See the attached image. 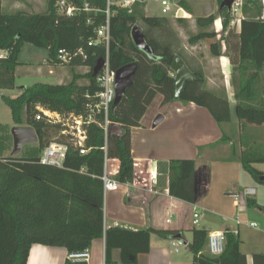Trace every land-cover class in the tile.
Returning a JSON list of instances; mask_svg holds the SVG:
<instances>
[{"label":"trees","instance_id":"16d2710c","mask_svg":"<svg viewBox=\"0 0 264 264\" xmlns=\"http://www.w3.org/2000/svg\"><path fill=\"white\" fill-rule=\"evenodd\" d=\"M49 0L44 13L30 14L19 10L12 13L3 11L0 0V50L7 55L0 56V89H14L16 69L21 50L30 43L49 51L48 62L54 65L89 67L86 77L89 83L80 85L81 74L74 73L68 84L37 83L25 88L17 97L2 96L10 107L16 125L32 126L38 133L39 147L43 150L53 141L68 145L67 157L63 167L43 164L40 157H20L12 154L0 159V264H27L33 244L62 246L68 251L64 264H88L70 258L71 254L90 248L93 240L105 237L106 264H114L112 251L121 249L123 264H137L140 254L151 249V236L157 234L174 238L180 232L146 228L133 230L121 226L105 228L104 173L105 157L119 161V180L132 183L135 180V160L132 155L131 129L141 126V120L158 93L164 98L162 103L175 101V76L172 63L176 56L186 59L187 49L176 32L170 18L166 16H147L138 10L112 7L110 18V42L90 44L98 38L97 29L106 23L107 0H68L79 10L73 15L61 13L57 2ZM223 0H219L221 4ZM182 6L185 1L182 0ZM89 4L93 11H86ZM138 2L134 4L136 8ZM251 5V6H249ZM245 17L241 20L239 64L246 72L256 70L248 78L244 77L241 92L247 98L256 97V81L264 69V17L262 8L255 0H245ZM225 32L231 22V10L219 8ZM185 23L186 18H177ZM217 21L212 14L198 17L197 24L202 30L193 35L189 42L197 44L208 41L214 56L222 55L220 40L215 30H209ZM139 25L154 52L149 57L134 43L131 31ZM230 32V31H229ZM65 49L74 53L82 49L88 58H73L71 63L63 64L57 58L58 51ZM109 52L110 65L114 70L131 63H138V71L133 85L123 95L121 101L113 104L108 121L123 127L121 138L105 135L102 124L104 114L97 116L96 122L86 124L88 153L81 154L69 135L62 133V124H50L36 120L37 106L58 112L62 115L73 113L88 116L89 103H96L94 97L100 87L98 73L94 72L100 58ZM199 61V59H198ZM189 68L195 79L189 80L179 100L195 102L206 107L217 122L229 121L228 100L205 89L206 78L201 69ZM244 75V76H245ZM237 96H239L237 94ZM218 111L226 112L223 118ZM236 114L239 119L249 123L264 124V103L258 106L238 104ZM9 135V136H8ZM6 136L11 138L10 132ZM56 139H55V138ZM54 138V139H53ZM53 139V140H52ZM6 140V141H7ZM8 142L4 148H8ZM264 162L263 157L242 158L244 168L260 183L264 172L252 166V162ZM195 161L174 159L169 163L171 196L194 203ZM249 206L258 204L248 200ZM264 211V207L261 208ZM226 245L222 254L215 256L206 252L209 230H193L188 248L193 253V264H247V257L241 251V239L232 230H225ZM255 260H264V255H256ZM258 264V263H257Z\"/></svg>","mask_w":264,"mask_h":264},{"label":"crops","instance_id":"0c3cea01","mask_svg":"<svg viewBox=\"0 0 264 264\" xmlns=\"http://www.w3.org/2000/svg\"><path fill=\"white\" fill-rule=\"evenodd\" d=\"M184 1L185 6H182L180 3L173 15H166L171 10L168 13L163 12L166 17L171 19L181 39L182 37L174 25V22H176V24L179 23L177 18H186L187 21L185 23H188V20L193 17H207V14L198 16L194 13L196 6L202 7L203 5L204 10L207 12V3L205 0H200L201 3L196 0ZM255 1L258 7L263 10V18L264 0ZM137 2L143 4L145 15L163 16L151 13L152 10L161 9L162 6H149V0H137ZM181 10H184L187 15L178 17ZM212 14H214V12L208 13V15ZM244 17L245 15L242 10L236 21L231 23L233 26H229L225 31L224 39L221 41V56L208 57L198 55L190 51L187 44L182 39L187 49V56L186 59L181 58L188 68L194 69H200V66H198V62L200 61L201 69L206 78L205 88L228 100L230 111L229 121L222 123L217 122L206 107L200 106L195 102H183L176 99L178 101L175 100L163 104L162 101L164 96L162 93H158L153 102L156 100L160 104V107L164 106L167 108V111L162 114L165 116L164 121L168 120L170 122L165 126H160L164 121L154 126V116H149L148 113L150 105L141 120V126L132 127L131 129L132 155L135 160V180L132 183H121L118 190L108 192L106 195L104 194L105 228L121 226L133 230L146 229L149 227L158 230H173L180 232L185 244L176 247L173 245V240L176 239L175 237L165 238L153 234L151 236L150 251L140 254L137 264H193V253L185 242L188 243L192 241L193 230L197 229L192 226L193 207H200L199 204L204 201V207L201 208L203 211L207 212V197L211 191L209 164L213 163L214 157H217L220 158L219 160H223L222 163L225 169H233V163H240L244 168L242 164L243 157L264 158V124L249 123L245 119H239L236 114V107L238 104L258 106L264 103V69L256 81L255 88L259 91L257 96L247 98L241 92L244 77L248 78L252 72L256 71L250 68L245 75L243 68L239 64V35L241 31V20ZM217 20L220 21V26H222V19L219 17ZM216 24H218L217 21ZM218 39H220L219 36ZM228 45L233 47L234 53H228ZM191 46L194 49L197 48V44H191ZM6 55L7 51L0 50V56L4 57ZM23 65L24 64H21L19 67ZM78 67L82 66H77L75 68ZM53 72V69H50V73ZM172 72V75L175 76V72L173 70ZM237 94L239 96H237ZM218 112L220 114L222 113L221 116L223 118L227 117L226 112ZM174 159H189L194 160L196 163L194 203L181 200L170 194L169 163ZM109 162H112L110 166L111 172L119 174V161L109 159ZM109 162L108 168H110ZM155 163L157 164L158 170V183L155 185L153 191H149V189L139 186L137 179L138 170L143 168L149 169L150 166ZM160 163L162 164V169L159 167ZM223 192H226V198L222 193L217 194L216 199L218 200L210 208V210H212L211 212H215L214 209H220L223 224L217 227L212 223H207L204 227L199 228H207L209 234L211 232L225 231L228 229L236 232L241 239L240 249L247 257V264H264V260H258V262L255 260L256 255H264V219H259V216H252L250 219L241 218V214L249 215L248 200L253 199L257 202L256 198H254L258 193L257 189L255 195L245 198L247 199V206L243 205L244 202L242 201L241 207L238 206L233 197V194L239 192L235 179L229 182ZM229 198L232 200V207L236 209L235 214H231L232 211H230L231 207L229 203L228 208H224L225 205H223V202ZM255 208L259 214L264 216V211L260 207L255 206ZM237 216L239 217L240 223L236 220ZM225 218H228V220ZM169 219L170 222H168ZM205 219L206 214L203 220ZM256 220H258L259 224ZM255 222L257 224L256 226L250 225ZM240 225L251 229V233L253 234L251 236L245 235L242 237ZM90 249L91 253L88 264H106L105 237L93 240ZM67 257L68 251L65 247L36 243L31 247L27 264H64ZM112 260L114 264H123L121 249H113Z\"/></svg>","mask_w":264,"mask_h":264},{"label":"rangeland","instance_id":"374dc122","mask_svg":"<svg viewBox=\"0 0 264 264\" xmlns=\"http://www.w3.org/2000/svg\"><path fill=\"white\" fill-rule=\"evenodd\" d=\"M3 11L5 12H15L19 10L26 11L30 14L33 13H43L47 11L48 9V3L49 0H3ZM168 2V7L170 8V12L166 15L170 16L174 14V11L178 8L180 2L182 0H166ZM199 1L200 0H196ZM207 3V12L204 10V5L202 7H197L194 9L195 15H208V13L214 12V15L219 19V8H220V3L219 0H205ZM189 4H191L189 1H187ZM245 3V0H243V5ZM149 6L150 5H160L162 6V0H149ZM243 5L237 10L236 14L232 12L231 9V15L232 19L230 22L229 26H233L231 24L233 21L235 22L236 19L239 16V13L242 12L243 10ZM206 6V5H205ZM135 10H138L139 13L144 14V7L141 2H138V5L136 8H134V5L132 7ZM163 6L161 9H155L152 10L151 13L154 15H163ZM213 11H212V10ZM204 10V12H203ZM200 13V14H199ZM184 15L186 16L187 14L184 12ZM245 15V14H244ZM198 18V17H197ZM197 18L193 17L192 19L188 20V23L185 24H176L174 22V25L181 35L183 41L187 44L188 48L190 51L195 52L198 55L202 56H208V57H214V55L211 52L210 45L208 41H200L197 43V48L194 49L189 42V39L199 33L202 30H207L199 27L197 24ZM219 20H217L218 24H214L212 27L209 28V30H215L219 36L220 42L224 39V31L223 27L220 26ZM232 28V27H231ZM227 51L229 54H232L233 52V47L228 45L227 46ZM234 53V52H233ZM47 59H49V51L45 48H39L36 47L30 43H25L20 56H19V61L24 64L21 67H17L18 70L17 75H16V86L14 89H5V90H0V159L2 156H7L10 155L13 151L14 148V143H13V137L9 138L8 140L6 139V136L10 132L12 136V128L15 126V123L12 118L11 114V109L10 107L5 103L4 99L2 96H11V97H16L18 96L25 88L31 87L37 83H47V84H68L71 82L73 74H81V78L78 80V83L80 85H86L89 83V79L86 77V73L89 72L90 68L89 67H78L72 70V67L70 65H51L50 62H47ZM232 60V57H231ZM50 69H53V73H50ZM205 88V87H204ZM206 89V88H205ZM264 92V91H263ZM178 101V100H176ZM182 101V100H179ZM155 102V103H154ZM151 106L149 107V116H154V119L159 114L164 113L167 111L166 107H160V104L158 101H154ZM184 102V101H183ZM156 104V105H155ZM112 107V105H111ZM72 120H69V123H72ZM65 121V120H64ZM68 122V120H66ZM65 121V122H66ZM170 121H164L160 126H165L167 123ZM9 136V135H8ZM55 138V137H54ZM53 138V139H54ZM52 139V140H53ZM56 139V138H55ZM7 140V141H6ZM9 144V147L6 149L4 148V144L7 143ZM44 149L42 150L39 147V143H28L24 145L21 153L18 155L20 157H32V156H37L41 157L43 154ZM255 155V154H254ZM250 157V156H249ZM246 158V157H244ZM220 158L214 157L213 163H210V180H211V191L209 196L207 197V212L203 211L201 207H204L203 204L204 201H202L198 207V209L201 212H204L206 214V219L202 220L200 222V225L196 228L199 227H204L205 224L207 223H212L213 225L219 227L223 224L222 221V216L220 215V209L216 210L214 209L215 212H211L210 210L211 206L214 205V203L217 202V194H223V196L226 198L225 193L223 192L225 190V187L229 184V182L233 179L237 181V188H238V194L241 197V201L244 202L243 205L247 206V199L243 197V191L248 188H255L257 189L258 193L254 197L257 200L258 207L262 208L264 207V183H259L257 182L256 179H254L251 174L245 170L240 163L235 164L233 163V169H225L223 165V160H219ZM109 167L111 166L112 162H109ZM252 166L264 171V162H252ZM160 169H162V164H159ZM230 167V166H229ZM111 169V167L109 168ZM228 198V197H227ZM228 203L230 204V211L231 214L236 213V209L232 207V200L226 199V201L223 202L224 208H228ZM249 206V205H248ZM193 207V206H192ZM253 209V210H252ZM249 215L241 214L242 219H250L252 216H259V219H264V216L259 214L258 211H256L255 206L250 207L249 206ZM259 214V215H258ZM258 222V220H256ZM256 223V222H255ZM259 224V222H258ZM193 226V224H192ZM241 232H242V237L246 236H251L253 233H251V229L245 228L244 226L240 225ZM243 230V231H242ZM189 236V235H187ZM183 245H185L183 243Z\"/></svg>","mask_w":264,"mask_h":264},{"label":"built area","instance_id":"2783aa9c","mask_svg":"<svg viewBox=\"0 0 264 264\" xmlns=\"http://www.w3.org/2000/svg\"><path fill=\"white\" fill-rule=\"evenodd\" d=\"M137 2V0H107L106 7V23L103 24L100 28L97 29L98 38L96 40H91L90 44L98 43L99 41H104L107 45L110 42V18L112 15V7L117 6L123 9L133 10V5ZM57 5L61 11V13H65L67 15H73L79 8L71 3L68 0H59ZM243 5V0H235L232 5V12L236 14L237 10ZM163 12L168 13L170 8L168 7V2L166 0H162ZM86 11H93L92 8L89 7V4H86L84 7ZM77 56H82L84 59L88 58V54H86L82 49L77 52L71 53L66 51L65 49H60L57 54V58L63 64H69L73 60V58ZM115 78H116V70L111 68L110 65V57L109 52L105 57V62L102 69L99 71L97 76V84L100 87V91L94 96L97 99L96 103H89L90 112L87 117L83 115H75L70 113L68 115H62L58 112L50 111L42 106H37V114L36 120L45 121L50 124H62L64 126L63 134L69 135L74 141L75 145L80 148L81 154H86L90 149L85 147V142L87 139V130L86 124L90 122H96L97 116L99 114H104L105 122L102 124L105 135L108 137V132L110 129V123L108 121V115L111 109V105L114 104L116 98V89H115ZM72 120V123H69V120ZM68 120V122L65 121ZM68 145L62 142L53 141L49 146H47L42 156L40 157V161L43 164L53 165L57 167H63L64 162L67 157ZM109 158L105 157V166L104 173L102 175L104 194L106 195L108 192L116 191L120 188L121 182L119 180V174H114L108 168ZM137 179L139 182V186L149 189V191H153L155 185L158 183V170L157 164H152L149 169H140L138 170ZM256 194L255 188H248L243 191V197H249ZM235 201L238 206L241 207V197L238 193L233 194ZM205 214L201 212L196 206L193 207L192 210V223L196 228L200 225V222L204 219ZM228 220V218H225ZM238 223L239 217H236ZM170 222V219L168 220ZM251 226H256V223H251ZM236 233V232H235ZM183 239L176 238L173 240V245L178 247V245H183ZM226 245V235L225 231L219 232H211L208 237V243L206 250L209 254L218 256L222 254L225 250ZM178 250V249H177ZM91 249L87 248L83 252L71 254L70 258L77 262H88L90 258Z\"/></svg>","mask_w":264,"mask_h":264},{"label":"water","instance_id":"95a60500","mask_svg":"<svg viewBox=\"0 0 264 264\" xmlns=\"http://www.w3.org/2000/svg\"><path fill=\"white\" fill-rule=\"evenodd\" d=\"M235 0H223L220 4V8H228L232 9V5ZM184 16V10H181L178 14V17ZM132 39L135 45L146 53L149 57H154L153 49L146 39V35L141 29L139 25H135L131 31ZM105 62V58H100L94 67V72L99 73L102 69ZM172 70L175 72V98L179 99L182 91L184 90L187 82L189 80L195 79V75L191 72V70L187 67L186 63L180 56H176L172 63ZM138 71V63L131 62L128 63L118 70H116V78H115V89H116V98L114 104H117L121 101L123 95L126 91L133 85L134 79L136 77ZM165 116L163 114H159L154 120V126H157L161 122H163ZM123 135V127L120 124L113 123L110 126L108 136H117L121 138ZM12 137L14 148L12 151V155H19L22 151L24 145L28 143H36L38 142V133L32 126H23L16 125L12 128ZM156 164V163H155ZM261 180L264 181V175L261 176ZM175 238L182 239L181 235H178ZM187 244V242H185Z\"/></svg>","mask_w":264,"mask_h":264},{"label":"bare ground","instance_id":"6f19581e","mask_svg":"<svg viewBox=\"0 0 264 264\" xmlns=\"http://www.w3.org/2000/svg\"><path fill=\"white\" fill-rule=\"evenodd\" d=\"M219 24H220V22H219ZM157 99H158V98H157ZM154 103H155V102H154ZM154 103H153V104H154ZM155 105H156V104H155ZM146 115H147V114H146Z\"/></svg>","mask_w":264,"mask_h":264}]
</instances>
